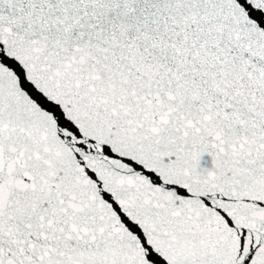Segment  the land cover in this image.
Returning a JSON list of instances; mask_svg holds the SVG:
<instances>
[{
	"label": "snow or ice",
	"instance_id": "obj_1",
	"mask_svg": "<svg viewBox=\"0 0 264 264\" xmlns=\"http://www.w3.org/2000/svg\"><path fill=\"white\" fill-rule=\"evenodd\" d=\"M0 264H264V0H0Z\"/></svg>",
	"mask_w": 264,
	"mask_h": 264
}]
</instances>
